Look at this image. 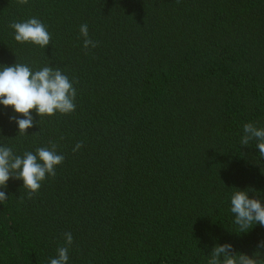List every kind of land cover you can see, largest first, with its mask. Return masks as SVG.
Returning <instances> with one entry per match:
<instances>
[{"label":"trees","instance_id":"1","mask_svg":"<svg viewBox=\"0 0 264 264\" xmlns=\"http://www.w3.org/2000/svg\"><path fill=\"white\" fill-rule=\"evenodd\" d=\"M30 18L45 48L15 41ZM14 63L61 70L76 107L31 110L20 134L0 105V146L64 156L31 198L0 189V264H49L65 232L67 264H207L224 242L264 264V227L240 233L230 211L237 188L264 204V159L240 144L264 127V0H0V70Z\"/></svg>","mask_w":264,"mask_h":264},{"label":"clouds","instance_id":"2","mask_svg":"<svg viewBox=\"0 0 264 264\" xmlns=\"http://www.w3.org/2000/svg\"><path fill=\"white\" fill-rule=\"evenodd\" d=\"M24 5L28 0H17ZM9 27L14 30V39L20 43H32L45 48L50 44L51 35L45 25L37 18H30L23 22L13 21ZM83 38V48H95L98 42L89 37L87 24L79 27ZM76 89L68 77L61 70L51 66H44L33 71L22 63H14L0 70V105L11 106L13 113L23 118L10 115L9 120L14 121L18 133L26 134V129L37 124L32 111L37 116H52L57 112L68 114L75 110ZM256 141L259 156L264 159V127H257L254 123L243 125L241 146H248L250 141ZM82 142H77L73 151L79 150ZM57 145L50 142V147H40L32 151H25L23 155H16L11 147L0 146V189L7 188L9 179L22 180L23 187L28 190L31 198L41 187V182L48 176L55 177L56 166L64 161V156L57 153ZM234 191L230 196V211L234 215V223L239 227L240 233L247 232L253 225L264 227V204L261 199L249 195L245 190ZM8 196L0 190V202L6 201ZM64 246L57 249L55 258L49 264H67L68 250L73 243L71 232L62 234ZM264 249V241L257 243V251ZM207 264H258L252 255L239 253L233 250L229 242L216 244L211 250Z\"/></svg>","mask_w":264,"mask_h":264}]
</instances>
